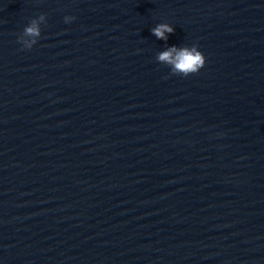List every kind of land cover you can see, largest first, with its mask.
<instances>
[{
	"label": "clouds",
	"instance_id": "1",
	"mask_svg": "<svg viewBox=\"0 0 264 264\" xmlns=\"http://www.w3.org/2000/svg\"><path fill=\"white\" fill-rule=\"evenodd\" d=\"M43 19V16H41ZM174 29L168 25H159L153 29V34L160 39H165V32H173ZM25 34L29 36H39L40 31L36 22L33 21L31 26L25 28ZM31 45H29V48ZM175 53V57H173ZM159 60L168 62L173 65L174 71L183 72L187 75L189 72H196L205 65V57L201 52L196 50V47L193 48H182L176 49L175 47L169 49L160 54Z\"/></svg>",
	"mask_w": 264,
	"mask_h": 264
}]
</instances>
